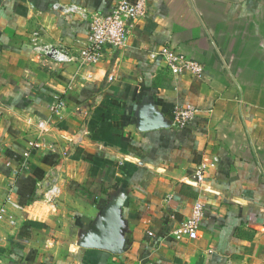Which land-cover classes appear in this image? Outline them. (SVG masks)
Instances as JSON below:
<instances>
[{"label":"crops","instance_id":"obj_1","mask_svg":"<svg viewBox=\"0 0 264 264\" xmlns=\"http://www.w3.org/2000/svg\"><path fill=\"white\" fill-rule=\"evenodd\" d=\"M119 1L0 0V264H264V0H148L127 47L43 63L35 42L74 53ZM164 48L204 74L165 73ZM186 105L200 112L177 129ZM115 200L126 252L79 246ZM198 201V238L174 240Z\"/></svg>","mask_w":264,"mask_h":264},{"label":"built area","instance_id":"obj_2","mask_svg":"<svg viewBox=\"0 0 264 264\" xmlns=\"http://www.w3.org/2000/svg\"><path fill=\"white\" fill-rule=\"evenodd\" d=\"M53 8L64 13L75 9L73 6L66 8L59 4H55ZM147 12L148 0H136L135 2L120 0L109 15H97L91 20L88 45L74 53L60 46L39 44L35 42L37 39L34 40V47L43 56V63H47L51 67L62 68L70 63H77L81 68L93 66L104 58L106 49L127 47L132 25L145 18ZM35 36L38 37L37 34ZM156 56L161 60L164 72L172 76L188 74L198 77L205 72V68L201 63L169 48H164ZM65 109V102L58 100L52 111L58 114ZM199 112L200 110L194 105L176 106L173 109V126L177 129L188 128ZM45 131L46 128H39L38 141L34 144L35 150L41 147V137ZM3 154V149L0 147V155ZM24 156L25 162L22 164V169L27 168L26 160L29 155L25 154ZM213 166L214 164H201L198 166L194 174L195 180L198 183L204 182L206 178L205 172ZM6 214L7 210L4 206L1 207L0 222L6 220ZM204 215L205 205L203 202L198 201L192 208L191 215L172 231V238L176 241H181L184 238H198ZM9 223L11 225L14 224L12 220Z\"/></svg>","mask_w":264,"mask_h":264},{"label":"water","instance_id":"obj_3","mask_svg":"<svg viewBox=\"0 0 264 264\" xmlns=\"http://www.w3.org/2000/svg\"><path fill=\"white\" fill-rule=\"evenodd\" d=\"M161 127H164V124L158 118L154 120L145 118L141 122L139 129L144 131ZM120 206L119 200L109 203L102 212L101 219L95 230L86 233L81 242H79V246L87 249L104 250L113 255L124 254L127 250L125 242L128 240V234L121 229Z\"/></svg>","mask_w":264,"mask_h":264}]
</instances>
